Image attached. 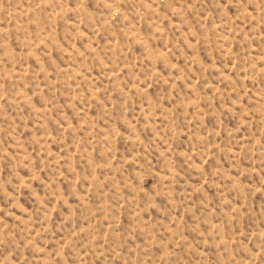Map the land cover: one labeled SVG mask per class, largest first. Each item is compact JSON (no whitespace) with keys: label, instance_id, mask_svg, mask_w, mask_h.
I'll list each match as a JSON object with an SVG mask.
<instances>
[{"label":"rangeland","instance_id":"obj_1","mask_svg":"<svg viewBox=\"0 0 264 264\" xmlns=\"http://www.w3.org/2000/svg\"><path fill=\"white\" fill-rule=\"evenodd\" d=\"M0 264H264V0H0Z\"/></svg>","mask_w":264,"mask_h":264}]
</instances>
